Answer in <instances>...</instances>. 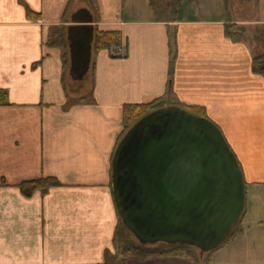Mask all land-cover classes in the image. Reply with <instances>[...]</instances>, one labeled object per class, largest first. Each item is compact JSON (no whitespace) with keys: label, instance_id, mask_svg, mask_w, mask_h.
I'll use <instances>...</instances> for the list:
<instances>
[{"label":"crops","instance_id":"0c3cea01","mask_svg":"<svg viewBox=\"0 0 264 264\" xmlns=\"http://www.w3.org/2000/svg\"><path fill=\"white\" fill-rule=\"evenodd\" d=\"M94 1L96 10L90 0H0V89L9 103L0 106V264L118 260L110 160L122 107L167 96L218 109L217 126L243 174L242 233L207 264H264V77L251 71L252 59L264 54V0L249 9L230 0H183L176 14L172 0L158 8L151 0ZM81 8L92 15L93 30L120 31L126 55L92 46L88 73L73 81L67 28ZM226 25L240 28L244 43L230 41ZM52 38L66 48L50 46ZM53 61H61L58 90L50 86ZM85 84L99 99L77 104ZM65 86L74 102L68 109L61 104ZM40 177L61 185L21 192L19 183ZM126 264L192 263L164 257Z\"/></svg>","mask_w":264,"mask_h":264},{"label":"water","instance_id":"95a60500","mask_svg":"<svg viewBox=\"0 0 264 264\" xmlns=\"http://www.w3.org/2000/svg\"><path fill=\"white\" fill-rule=\"evenodd\" d=\"M67 28L69 76L88 73L94 37L86 8ZM117 215L143 245H187L200 256L220 248L240 223L245 183L219 127L178 105L153 110L119 139L110 162Z\"/></svg>","mask_w":264,"mask_h":264},{"label":"trees","instance_id":"16d2710c","mask_svg":"<svg viewBox=\"0 0 264 264\" xmlns=\"http://www.w3.org/2000/svg\"><path fill=\"white\" fill-rule=\"evenodd\" d=\"M71 1L72 0H70V2ZM182 1L183 0L173 1L172 3L173 14L177 13L178 8L182 3ZM90 4L92 10L97 9V5L94 0H90ZM28 16L37 17V14L29 13ZM225 35L233 43L240 44V43H244L245 41L243 32L236 25H226ZM48 44L50 46H63L64 48H66V42L62 38L60 40L52 38L50 39ZM121 45H122V36L120 31L115 29L100 30L97 27L94 28V37L92 42V46L94 50L109 51L111 46L120 47ZM251 71L255 75L264 77V54L256 56L252 59ZM167 97L157 98L145 104H124L122 107V132L119 135L117 142L127 131V129L131 125H133L139 118H141L142 116L153 110H156L164 106L178 105L191 114L197 112V114H199L197 115L198 117L207 118L206 111L204 108L199 106L187 107L185 105H182L178 101L169 99V97L167 99ZM6 105H9L7 93L6 91L0 89V106H6ZM110 176H111V169H110ZM60 185H61L60 182L54 177H40L37 179L21 182L18 184V187L20 188L21 192L24 195L29 196L34 191H40L42 194H44L48 191V189ZM241 233H242V227H241V223H239L233 229L228 240L223 245L236 239ZM113 243H114L116 255L118 256V260L107 261L103 264H126V262L130 259L143 262L154 258H164V257L185 259L190 261L192 264H207L212 254L219 249L218 248L214 251L203 254V256H200V252L198 249L187 245H170L165 243L143 245L139 243L129 231L126 230L118 215H117V225L114 232Z\"/></svg>","mask_w":264,"mask_h":264},{"label":"rangeland","instance_id":"374dc122","mask_svg":"<svg viewBox=\"0 0 264 264\" xmlns=\"http://www.w3.org/2000/svg\"><path fill=\"white\" fill-rule=\"evenodd\" d=\"M168 1H171V0H151V2L157 8L166 6V2H168ZM173 1L174 0H172L171 2L173 3ZM230 1H231V3L233 5L245 6L247 9L250 8V7H247V5H249V4H251L253 2V0H230ZM191 16L192 15H190V17ZM160 17H164V16H160ZM253 17H254V15L245 16V18H247V19H250V18H253ZM255 18H256V15H255ZM123 49H124V56L123 57H125L126 51H125L124 45H123ZM123 57H121V58H123ZM54 60H56V56H55ZM53 62H55V61H53ZM60 62L61 61L55 62L57 64L56 65V69L54 70V73L50 75V86L51 87H55L57 90L59 89V84H61V80H60V78H61ZM169 71H171V65H169ZM66 77H68V72L65 73V78ZM64 81H66V80H64ZM64 85H65V83H64ZM85 86H86V91L82 94L83 99L81 101L80 100H78V101L75 100L77 104L89 105V104H92V98L93 99H95V98L99 99V98H97L95 96V95H98V91H96L94 89V85L93 84L91 86L85 84ZM63 90H65L69 94L67 95V93H66L67 98H66V100L64 102L62 101L61 104H63L62 105L63 107H66V109H68L71 106V104L74 103V102H72L73 100H72L71 96H69L70 95V90L67 89V86H65ZM53 99H55V98H53ZM189 106H192V105H189ZM212 110L213 111H211V112H209V110L206 112V117H207V119L211 120L214 124L218 125V123L216 121V119L218 117V109L216 107L212 106ZM193 115L197 116L199 114H197V112H194Z\"/></svg>","mask_w":264,"mask_h":264},{"label":"built area","instance_id":"2783aa9c","mask_svg":"<svg viewBox=\"0 0 264 264\" xmlns=\"http://www.w3.org/2000/svg\"><path fill=\"white\" fill-rule=\"evenodd\" d=\"M109 54L113 57L121 58L124 56V49L121 46L120 47L111 46L109 49Z\"/></svg>","mask_w":264,"mask_h":264}]
</instances>
